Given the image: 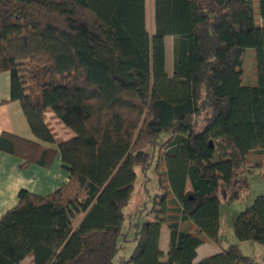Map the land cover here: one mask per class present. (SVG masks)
Returning a JSON list of instances; mask_svg holds the SVG:
<instances>
[{
    "label": "trees",
    "instance_id": "obj_1",
    "mask_svg": "<svg viewBox=\"0 0 264 264\" xmlns=\"http://www.w3.org/2000/svg\"><path fill=\"white\" fill-rule=\"evenodd\" d=\"M246 49L253 85L242 83ZM1 72L39 142L3 133L0 148L24 168L58 154L68 176L44 195L18 191L0 215V264H255L238 243L264 246V193L237 213L235 243L194 258L217 238L222 194L242 167H260L252 156L264 159V0H153L151 33L145 0H0ZM48 112L69 139L54 135ZM151 167L161 193L128 237L123 208L136 169L146 191ZM131 240L132 253L119 254Z\"/></svg>",
    "mask_w": 264,
    "mask_h": 264
},
{
    "label": "crops",
    "instance_id": "obj_2",
    "mask_svg": "<svg viewBox=\"0 0 264 264\" xmlns=\"http://www.w3.org/2000/svg\"><path fill=\"white\" fill-rule=\"evenodd\" d=\"M172 39V36L165 37V49H167V39ZM171 40V41H172ZM170 41V42H171ZM172 42L170 44V48ZM169 61V59H168ZM167 62V57H166ZM171 70V67H170ZM10 94V76L8 72L0 73V136L1 134L16 135L28 140L39 142L31 134L20 105L16 101H9ZM48 120L50 119L51 125H53L52 132L56 137H60L64 140L69 139L72 133L55 117L51 116V112L47 113ZM51 116V117H50ZM4 146L13 145V140L10 136H4L2 141ZM19 151L27 153L25 149ZM23 159L20 155L6 152L0 148V215L7 209L11 208L17 203V193L20 189H27L33 193L44 195L47 194L59 186H61L67 180L68 173L63 168L60 162L59 155L57 154L53 159L49 167H43L36 164H31L28 167H21ZM263 170L264 177V159H261L260 167H245V169ZM242 177V176H241ZM241 181V180H240ZM264 181V180H263ZM241 188L244 186L238 183V185L228 190L221 197L227 198L228 194L235 199V214L242 210L244 206H248L257 194L264 193V182L262 185L255 186L249 193L244 196ZM242 198V202L241 199ZM239 200V201H238ZM234 216V215H233ZM234 218V217H233ZM234 219L232 220L233 223ZM219 232L216 240L206 239L203 243L195 249L194 262L199 261L202 258L219 253L223 248L235 243V237L232 232L223 233L222 220L219 216ZM191 221L183 222L180 224L182 230H190ZM169 243V230L168 227L163 224L160 229L159 236V249L163 253L161 260L165 259V255L168 250ZM242 253L245 256L251 258L255 264H264V246L252 242L242 241L238 243ZM31 264V256L25 257L20 264Z\"/></svg>",
    "mask_w": 264,
    "mask_h": 264
},
{
    "label": "rangeland",
    "instance_id": "obj_3",
    "mask_svg": "<svg viewBox=\"0 0 264 264\" xmlns=\"http://www.w3.org/2000/svg\"><path fill=\"white\" fill-rule=\"evenodd\" d=\"M145 6H146V24H147V30L149 33L153 30V0H145ZM172 39H167V49H166V67L168 71L170 72V67L172 66V46L170 48V44ZM171 41V42H170ZM169 59V61H168ZM254 52L252 49H246L243 59V75H242V83L244 85H253L256 83V77H255V70H254ZM163 138V137H162ZM263 155L258 156L257 154L252 156L249 159L250 163H253L257 159H262ZM241 181L240 184L244 186V189L241 188V195L242 190L244 191L243 194L246 196L249 191H251L255 186H259L263 184V170H257L254 169H245V167H242L241 169ZM137 173V179L133 188V192L131 194V198L129 200V203L123 208V215L124 220L121 225V232L125 233L128 232V237H130L133 233V223L138 219L140 222L147 220L150 217H146V213L148 210L152 207V197H154L156 194L161 193L157 190V179L156 175L154 173L153 167H151L148 172V180L145 183L146 191L143 187V176L141 173L136 169ZM189 188V187H188ZM252 190L251 192H253ZM243 196V195H242ZM243 196V197H244ZM239 199L242 201V198ZM238 200V201H239ZM147 201V207L145 209V212H143L141 215H139V210L142 207V204ZM244 202V201H242ZM235 199L232 198L229 194L227 198H220V204H219V216L222 220V231L223 233H229L232 232L233 223L232 220L235 219ZM246 206H244L242 209H244ZM234 215V216H233ZM234 217V218H233ZM135 246L134 241H127L124 242L120 248L119 254L129 256L132 253V250ZM24 264H27V262H24Z\"/></svg>",
    "mask_w": 264,
    "mask_h": 264
},
{
    "label": "water",
    "instance_id": "obj_4",
    "mask_svg": "<svg viewBox=\"0 0 264 264\" xmlns=\"http://www.w3.org/2000/svg\"><path fill=\"white\" fill-rule=\"evenodd\" d=\"M210 145H211V142H210ZM190 199V198H189Z\"/></svg>",
    "mask_w": 264,
    "mask_h": 264
}]
</instances>
